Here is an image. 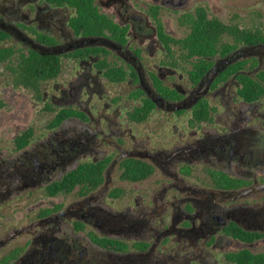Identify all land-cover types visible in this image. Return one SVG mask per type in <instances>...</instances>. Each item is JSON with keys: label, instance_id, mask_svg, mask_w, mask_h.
<instances>
[{"label": "flooded vegetation", "instance_id": "af4514ba", "mask_svg": "<svg viewBox=\"0 0 264 264\" xmlns=\"http://www.w3.org/2000/svg\"><path fill=\"white\" fill-rule=\"evenodd\" d=\"M91 5L122 35L108 26L76 32V6L65 0H0V42L20 44L0 46L17 50L0 64L44 119L38 134L29 124L0 139V264H264V92H239V75L264 86L257 78L264 42L235 43L224 33L232 48L208 58L193 82L197 59H182L181 43L161 34L185 37L198 7L217 18L204 0ZM30 51L60 64L56 76L40 80L39 97L14 86L8 70ZM89 60L103 82L126 83L123 114L75 92L93 88L81 76L42 93L64 61ZM104 65L121 67L123 79L109 80ZM179 67L185 88L162 70ZM146 100L153 104L146 117L130 118ZM153 112L162 113L171 137L141 128Z\"/></svg>", "mask_w": 264, "mask_h": 264}, {"label": "trees", "instance_id": "16d2710c", "mask_svg": "<svg viewBox=\"0 0 264 264\" xmlns=\"http://www.w3.org/2000/svg\"><path fill=\"white\" fill-rule=\"evenodd\" d=\"M60 3L64 0H52ZM71 5L76 6L77 13L71 19V27L76 32L82 33H101L102 28L109 27V30L118 36L122 35V30L108 21L103 16L96 14L95 9L91 5V0H65ZM202 11V14L199 12ZM189 17V33L179 39L174 40L165 34L164 37L172 41L181 43V58L190 59L196 58L193 62L192 69L188 74L193 82H197L209 67L208 58L213 57L217 53H227L233 45L224 42L222 35L228 34L235 43L243 42L249 44H257L264 42V31L261 27H240L238 23V15L234 14L233 20L229 23L218 20L217 18H209L205 14V9L198 7L195 15ZM5 34L0 31V41L3 40ZM97 51V49H95ZM94 50V51H95ZM17 50L11 47H0V61L15 56ZM85 55V52L78 53V56ZM18 63L8 66V70L12 75V83L14 86L23 85L24 87L33 90L35 95L39 97V82L40 80L52 78L60 71L59 60L55 55H41L35 51H30L28 55L22 52L18 55ZM104 75L111 81H120L125 75V71L121 67L102 66ZM241 81L240 93L251 91L254 95H260L264 92V86L256 79L239 75ZM257 78L264 82V71L257 74ZM165 89V88H163ZM153 104L149 101H144L140 108L129 114V117L140 121L143 120L147 113L152 109ZM204 117H207V111L204 109ZM84 167H79L78 171H82ZM256 260V257H253Z\"/></svg>", "mask_w": 264, "mask_h": 264}, {"label": "rangeland", "instance_id": "374dc122", "mask_svg": "<svg viewBox=\"0 0 264 264\" xmlns=\"http://www.w3.org/2000/svg\"><path fill=\"white\" fill-rule=\"evenodd\" d=\"M204 4L210 16H215L224 22H231L234 21L232 15L237 13L239 16L238 23L241 26H258L264 31V0H204ZM223 39L231 41L228 36H223ZM0 46L18 47L20 44L18 41L10 40L8 42H0ZM147 53L150 55L153 50L149 48ZM94 68L92 60L85 61L82 64L64 61L62 70L55 81H46L41 85L42 93L54 94L57 88L61 89L68 85L74 77L81 76L85 81L89 80L88 82L93 85V88H76L75 92H78L85 99L87 96L91 97V104L94 107L107 106L109 109L120 111L123 114L126 111L124 107L127 105V98L130 97L127 94L129 88L126 83L121 82L116 86H111L110 83L103 82L104 79L98 76ZM147 68L152 67L147 66ZM162 70L165 71V75L169 76L168 80L174 82V85L185 88L188 84L186 72L183 68H177V71L172 75H169L170 72L167 69L162 68ZM21 89V87L11 86L10 76L5 69V65L0 64V101L4 99L5 102L3 103L5 106L0 108V120L3 122L0 126V139L8 140L18 128H24L29 124L35 126V133L38 134L40 126L44 122L41 117V111H36L39 104H33L28 98L22 96L25 94L22 93ZM25 92L30 93L27 90ZM1 95H3V99ZM163 121L162 113L153 112L141 128L148 131L155 130L156 134L162 128L160 134L165 138H169L171 137L170 125L162 124ZM159 136L157 135L156 137L158 138Z\"/></svg>", "mask_w": 264, "mask_h": 264}]
</instances>
